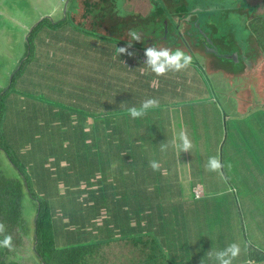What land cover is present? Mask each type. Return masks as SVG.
<instances>
[{
  "label": "trees",
  "instance_id": "obj_1",
  "mask_svg": "<svg viewBox=\"0 0 264 264\" xmlns=\"http://www.w3.org/2000/svg\"><path fill=\"white\" fill-rule=\"evenodd\" d=\"M223 1L148 0L150 8L146 14L134 13L132 10L124 8H121L124 13L120 14L116 0H68V4L66 1V11L59 21L66 24L65 32L69 31L72 34L71 42L69 40L67 42L85 44V55L89 59H98L97 62H94V66L106 61L110 68L114 61L120 60L126 64H134L132 68L138 74L137 83L143 86L139 89L140 100L136 103V107L140 108L147 99L159 100L160 93H156L160 92L159 87L154 85V81L159 83V80L164 79V76L157 77L152 73L146 63L135 64L137 57L144 55V49L149 46L157 49L166 47L172 51L180 49L190 56L198 53L202 61L192 62L196 68L204 65L209 70L211 65H216L217 67L211 71H218L226 76L228 74H225V68H228L229 64H234V67L237 66L238 69L232 73V77L240 78L242 75L243 78L264 81V12L257 13L239 0H233L229 4H225ZM231 11L238 14V18L242 19L240 22L247 31L248 25L254 27L248 32L249 37L244 48L238 45L239 38L235 36L234 31L227 27L232 22L228 17V13ZM201 19L206 20L203 36L198 35L199 29H201L199 27ZM45 20L50 21L48 17H43L31 28L27 37L28 42L37 26ZM50 24L53 25V23ZM194 26L197 28L193 29ZM133 29L140 35V42L132 40L128 35L129 30ZM204 33L208 38L204 37ZM63 38V36H59L55 42H61ZM198 41L200 42L198 43ZM208 41H212L213 47L219 48L218 51L216 49L211 51V48L206 45ZM128 44L131 45L129 51L134 55L131 57L126 54L120 56L116 52V48L126 47ZM91 49L96 52H90ZM195 49L198 52H195ZM231 53H235L237 56L229 57ZM217 54H222L223 58L217 57ZM208 58L212 59L203 61ZM24 64L25 61L20 59L19 68L17 67L18 69L16 68L17 70L13 72L11 80L21 74ZM140 67H143L141 72ZM62 69L67 70L63 66ZM108 74L110 72H107V76L110 77ZM174 75H176L174 72L165 75L169 76L167 82H170L172 86L175 83L173 84L171 76ZM93 78L97 85L92 88L89 86L85 90L84 93L88 94V98L79 88L75 98L65 104L60 103V99L56 100L54 97L53 103L46 102L40 109L37 107V103L33 102L31 107L36 106L37 109H33L32 113H28L26 108L20 107L19 101L13 94L15 90L10 89L11 85L8 89L0 92V96H6L17 107L11 117L8 113L6 121L9 123V119H11L20 124L19 133L25 134V138L31 136L35 147L33 155L23 157L21 160L23 163L31 164L29 166L30 180L27 171L22 168L23 165L12 161L11 152L5 149L11 163L19 171L21 179L7 177L0 172V224H3L5 228L4 232L0 233V241L6 235L11 236L12 240L10 247L0 246V264H19L15 261L18 258L14 257V251L22 245L21 239L28 231L32 232L33 251L40 264H96L92 255L103 241L114 238L113 233L118 228L119 222L122 228L121 237L131 236L129 239L134 243L140 242V237L151 239V242L148 243L140 242L143 246V255L136 264H139L141 259L143 260L141 264H193L190 260L184 263L185 257H182L186 249L191 248L188 245L191 238L186 237V234L174 233L172 225L170 226L171 222L161 218L167 237L166 241L161 237L159 239L151 231L149 223L153 220V211L161 215L160 211L152 204L138 201L137 199L141 196L139 193L135 197V202L128 200L130 191L135 189L134 182H141L143 178H138L132 172L135 163L129 160V155L125 154L121 157L117 151L112 149L113 118L120 113L116 112L113 95L108 98L100 97L102 93L108 96L112 93V81L111 83L107 81V77L101 81H98L97 77ZM262 84L259 85V92L264 94ZM246 91L249 95L244 100L246 104H249L253 99L254 92L250 93L247 89ZM60 93L73 97L72 92L65 89ZM154 93L156 94L154 95ZM90 94L96 95L97 98L89 99ZM99 99L104 101L105 110L95 107L94 102L99 103ZM108 99H110L109 104ZM3 116L4 111L0 103V141ZM88 116L92 117L93 121L90 124H85L84 121ZM99 124L103 127L99 132L108 139V147L111 149H103V145L98 143L96 133ZM85 125L89 127L90 148L99 149L100 153L82 155V150L78 145L80 143L87 144L85 139L81 138V135L85 133L82 132ZM109 126L111 127L110 132L107 131ZM39 130L42 138L36 139ZM44 133L46 135L53 134V138L44 140ZM70 133H73L74 137L68 138ZM51 146H53V154L44 152ZM0 148H2L1 145ZM77 154L83 156L82 164L76 161ZM47 155L53 157V162L49 166L45 165L49 161ZM220 162L222 164V161ZM75 163L80 164L84 170L88 169L87 174H82V176H87V178H82H85L88 183L85 185L80 182L81 187L72 178V168L76 167ZM50 165H53V168ZM57 167L59 170L56 169ZM49 175H53V177L51 176L53 179V203L47 198L49 196L47 181L43 180L39 185L36 184L41 176ZM33 182H35L34 185ZM82 185L85 186L82 187ZM243 190L244 194L247 193V190L249 193L262 192L261 187L243 188ZM24 192L37 202L35 208L37 214L34 215L32 225H29L27 220H22L23 225L20 223L21 208L19 203L22 201ZM81 193L83 197L78 202ZM41 194L47 198L49 204L42 199ZM116 197L117 200H115ZM121 197H123L122 201ZM130 221H132V225H128ZM69 227L72 229L68 230ZM203 246L198 244L196 248L199 250ZM256 255V251L252 252L250 260L255 261Z\"/></svg>",
  "mask_w": 264,
  "mask_h": 264
},
{
  "label": "crops",
  "instance_id": "obj_2",
  "mask_svg": "<svg viewBox=\"0 0 264 264\" xmlns=\"http://www.w3.org/2000/svg\"><path fill=\"white\" fill-rule=\"evenodd\" d=\"M241 26L242 28L234 22L227 25L228 28L234 31L235 36L239 38L238 40L242 41L243 36H246L247 40L249 31L245 29L243 24H241ZM238 32H245V34L239 36L237 34ZM238 45L241 48L245 47V45L241 46L239 42ZM81 52L76 53L71 51L64 56L61 55L60 58H67V55L78 57L82 55ZM216 56L223 58L222 54H217ZM231 56L234 55L231 53L229 57ZM54 57L55 53L53 52V58ZM82 57L84 56L82 55ZM142 58L145 60V55L138 56L135 64L141 65L146 63ZM192 59H195V57H192ZM210 59L212 58L204 59L203 61H209ZM50 64L51 62L48 66H50ZM56 65L57 63H53V72L59 73L67 71L63 70L62 66H60L59 69L54 68ZM133 65L134 64L123 63V61L120 60L114 61L112 67L108 68V62L104 61L95 66L92 69V73L90 66L87 65L82 68H77L74 72L75 74L73 73L72 75H68V71L65 74L52 75L51 77L56 84H54V87L52 81H50V84L55 91L60 92H64L63 89H65L73 93L81 89V91L83 90V95H86L88 98V94L84 93L85 90L89 86L92 88L97 85L93 77L99 78L98 81H101L104 77H107V81L110 83L112 81V93L109 96L105 93L100 95L101 98H108L113 95V104L115 105L116 112L120 113L113 118L114 125L112 126V134L114 140L111 143L112 149L117 151L121 157L125 156V154L129 155V160L135 163L132 172H134V175L138 178H143L141 182H134L135 189L134 191H130L128 200L130 202H135V197L139 193L141 196L137 199L138 201H145L152 204L154 208L160 211L161 215L152 210L154 212L152 216L154 217L149 223L151 231L156 237H159V239L161 237L166 241L167 237V232L163 228L165 225H162L161 218L164 221L171 222L170 226L172 225L174 233L186 234V237L191 238L190 243L192 245L200 241L199 237L201 235L206 234L208 237L209 243L205 242V246H203L202 241L198 243L200 246H203L202 249H191L190 252L182 255L183 258L185 257L184 263L190 260L193 264H217L214 257L208 256V252L211 251L215 253L216 251L223 250L232 243H237L241 247V253L240 256L233 261V264H248V262L251 261L250 257L254 251L257 252L254 261L255 264H264V198H262V203H251L249 200L251 193L247 190V193L244 194L243 190V188L248 189L256 187V184H259L261 189H263L264 148L259 152H247V158L250 161L243 164L241 178H237L240 189V194H237L235 190L237 188L232 186L230 182L231 179L223 172V165L220 170L221 174L208 171L206 168L210 157H218L223 164L224 144L221 137L222 123H224L225 118L222 116V109L217 103V99H211V102H203L207 99H187L184 93L180 96L181 90H185V86L187 85L180 82V79L188 83L187 81H189L191 72L194 73L192 63L187 70L175 73L176 75L171 76L173 84L175 83L173 86L170 82H167V80L169 81V76H164V79H161L162 82L159 80V83L154 81L156 80L154 78V85H158L160 91L156 92L160 93V98L158 100L159 105L149 108L143 117L137 119H133L128 112L129 108L136 107V103L140 100L139 89L143 87L141 84L137 83L138 74L132 68ZM71 66L73 67L72 64ZM216 67V65H211L209 68L210 77H213L216 83L217 79L220 78L221 82L224 80L225 84L240 83L242 84V88L247 89L250 93L254 92V100L252 99L249 104H246L244 100L245 104H243V107L250 105L259 108L264 107V94L263 92H259V85L261 83H263L262 86L264 87L263 80L255 81L253 79L243 78L242 75L240 78L232 77V73L238 69L237 66L234 67V64H229L228 68H225V74H228L226 76H223V74L218 71H211ZM142 70L143 67H140V72ZM107 72H110V74H108L110 77L107 76ZM57 88H61L62 90H57ZM100 91L102 92L101 89ZM156 93H154V95ZM61 94L64 98L63 101L60 102L62 104L71 102L76 95L72 97L67 94L65 96L64 93ZM54 97L53 95V98ZM55 98L56 100L58 99L57 97ZM182 99L186 101H181ZM99 101V103L96 101L94 102L95 107L105 110V106H103L104 101L101 99H99ZM107 101L109 104L110 99ZM254 101L259 102L254 103ZM44 104H46V101ZM42 106L37 107L41 109ZM259 111L261 114V110ZM214 114L215 116L211 119ZM248 116L250 118L253 117V113H248ZM254 120V117L251 118L250 124H252ZM92 121L93 118L88 116L84 122L85 124H90ZM262 121L264 122V119ZM253 124L257 125L259 123L254 121ZM88 129L89 127L85 125L82 130V132L86 134L83 133L81 138H84L85 142H87V144H83V146H87L89 154L94 152L100 153L99 149L90 148V132ZM102 129L103 127L99 124L96 133L98 143L103 145V149H111L108 147V139L99 132ZM110 130L111 127L109 126L107 131L110 132ZM180 130H186L192 142L193 146L190 151L183 153L182 151H177L173 147H168L166 150L162 151L161 144L171 142ZM249 130L254 132L255 128L251 126ZM43 137L44 140L53 138V134L46 135L44 133ZM72 137H74V135L70 133L68 138ZM44 152L53 154V146L44 150ZM225 154L227 159L231 162V171H234V154H232L230 146H227ZM82 155L87 154L82 151ZM49 161L50 163L53 162L52 156L49 157ZM150 161H157L160 164V169L153 171L150 167ZM50 166L53 168V165ZM56 169L59 170L58 167ZM60 185L62 184L60 183ZM195 185H199L202 190V194L198 197H196L192 191ZM261 193V195L264 196V190H262ZM243 196H245V198ZM115 200H117V197ZM122 200L123 197H121V201ZM242 201H244L245 209L242 208ZM128 225H132V221H130ZM120 228L121 223L119 222L118 228H116L113 233L114 238L109 241L105 240L98 245L92 255L94 260L98 257H102L104 250L112 249L115 258L111 264H118L122 261H125L126 264H136L137 261L131 258L138 255L129 256L128 254H133L131 250H129L131 246L133 249H136L137 254L140 253L139 256L142 257L143 246L141 243L151 242V239L140 237L139 240L141 243H134L129 239L131 236L121 237L122 228ZM206 231L208 233H206ZM114 247L116 249H114ZM121 248L125 249L127 252H123L121 255Z\"/></svg>",
  "mask_w": 264,
  "mask_h": 264
},
{
  "label": "rangeland",
  "instance_id": "obj_3",
  "mask_svg": "<svg viewBox=\"0 0 264 264\" xmlns=\"http://www.w3.org/2000/svg\"><path fill=\"white\" fill-rule=\"evenodd\" d=\"M68 0H0V92L4 89H8L11 85L10 89H14V95L20 103V107L26 108L28 113L34 112L33 109H37L36 106L33 108L31 104L33 102L37 103V106L44 105V102L53 103V95L63 101V97L60 92L55 91L50 81L53 82V87L55 81L51 77L56 76L57 74H65L67 71H62L59 73L53 72V63H57L54 68H58L63 66L67 68L68 75H72L77 68H82L87 65L90 66L91 70L95 67L93 64L97 62L98 59H89L85 55V44H72L71 37L72 34L64 28L66 24L60 22V17L64 15ZM233 0H224L223 3L229 4ZM244 2L247 7H250L251 10L260 13L264 12V0H239ZM117 7L120 10V14L124 13L121 8L132 10L134 13H142L146 14L150 8L148 0H116ZM238 5V3H237ZM250 13V12H248ZM252 14V13H250ZM43 17H48L50 21L45 20L42 21L41 24L37 26L34 30L33 34L29 37V42L27 41L28 34L31 28L35 25L38 20H41ZM228 17L232 20V22L237 23L239 27L241 26V20L238 18V14L234 11L228 13ZM241 18V17H240ZM201 24L199 22L198 35L203 36V29L206 28V20L201 19ZM241 21V22H240ZM40 22V21H39ZM38 23V22H37ZM50 23H53L50 24ZM61 25H57V24ZM53 26V27H52ZM61 26V27H58ZM197 27H193L196 29ZM240 28V30H241ZM248 31L253 30L254 27L248 25ZM65 32V33H64ZM239 36L245 34V32H238ZM90 35V34H89ZM63 36V41L55 42L57 37ZM91 37V35H90ZM204 37L208 38L206 33H204ZM204 37H201L204 39ZM69 40L70 42H67ZM200 41H198L199 43ZM241 46L245 45L246 36H243L242 41L238 40ZM98 43V42H96ZM112 43V42H111ZM206 45L209 48L216 49L218 51V47H213L212 41L206 42ZM81 52L82 55L78 57H74V55L69 56L67 58H60V56H64L69 52ZM90 52H96L94 50H89ZM53 52L55 53V57L53 58ZM195 52L198 50L195 49ZM234 54V53H233ZM96 56V55H94ZM99 56V55H97ZM191 57H195L192 59V62H201L202 60L199 58V54L195 53V55H191ZM20 59L25 61L23 65V69L21 74L15 76L11 80V76L13 72H15L19 67ZM51 62L50 66L49 63ZM73 65V67L71 66ZM20 66V65H19ZM18 67V68H17ZM17 68V69H16ZM192 68L194 73L191 72V76L189 77L188 83H185L183 79H180V82L187 84L185 90H181L180 96L184 93L187 99L192 98H200L207 99L203 102H211V99H217V103L221 106L222 116H224L225 121L222 123V142H223V167L224 171L229 179H231L232 186H235L237 194H240L239 184L237 178H241L242 175V166L244 163L249 162L247 158V152H259L264 148V107L259 108L253 105L243 107L244 99L247 98L249 93L245 88H241L240 83H231L230 85L225 84L224 80L221 82L220 78L217 79V83L215 82L213 77H210L209 70L203 65L195 68L194 64H192ZM70 72V73H69ZM99 74V73H97ZM59 87V86H57ZM61 88H57V90ZM64 90V89H63ZM78 92H73L74 96ZM11 95V94H10ZM2 97V98H1ZM97 96L94 94H90L89 99H96ZM181 101H186L182 99ZM188 102V101H187ZM259 101H254V103ZM262 102V101H261ZM260 102V103H261ZM0 103L2 109L4 111L3 123H2V135L0 145V172L3 173L7 177H17V179H21L19 176V171L17 168L11 163L7 154L5 153V149H8L11 152L12 161H14L18 165H23L25 171L28 173V177L30 180V163H23L21 160L23 157H30L35 152L34 140L31 136L25 138V134L19 133L18 127L20 124L9 119V123L6 121V116L8 113L11 117L12 112L17 108L13 105V103L6 98V96H0ZM199 103V102H198ZM5 109V110H4ZM261 110V114L260 111ZM248 111V112H247ZM255 112V113H254ZM23 113L25 111L23 110ZM225 113V114H224ZM248 113H253L254 121H257L259 124L254 125L253 122L250 124V120L253 117H249ZM215 116V114L211 117V119ZM28 125V121H27ZM253 126L255 128L254 132H251L249 128ZM255 134V135H254ZM42 138V134L39 130L37 132L36 139ZM227 146H230V150L232 154H234V171H231V162L227 159L225 154ZM78 147L86 154H88L87 146H83V143H80ZM49 156L47 155V159ZM83 156H76V161L82 164ZM49 160V159H48ZM50 164V161L46 163V166ZM53 164V163H52ZM76 167L72 168V178L76 183L81 182V184H87L86 179L82 177V174H87L88 169L84 170L80 164L75 163ZM42 175V174H41ZM53 175L49 176H41L36 184L39 185L41 181L46 180L49 185L48 191V199L53 203V179L51 178ZM33 181L34 179L31 178ZM35 182H33L34 185ZM80 184V187H81ZM85 185H82L84 187ZM256 188L261 187L259 184H256ZM33 189V188H32ZM264 190V186L263 189ZM262 193H251L249 200L251 203L259 204L262 203V198L264 196ZM22 201L19 203L21 208V221L20 223L23 225L22 220H27L29 225H32V221L34 219L35 208H36V200H34L30 195L26 192L23 193ZM41 197L42 194H41ZM82 193L78 198V202L82 200ZM245 198V196H243ZM46 197H43L46 202ZM49 204V202H48ZM53 205V204H52ZM242 208L245 209L244 201H242ZM72 211V207L70 208ZM69 212V209L67 213ZM62 214L63 212H58ZM221 221V220H219ZM218 221V222H219ZM19 229H21L19 227ZM72 228H68L71 230ZM206 233H208L206 231ZM199 240L202 241L205 246V242H208L207 235H201ZM22 245L15 249L14 254L15 260L19 264H40L37 259V255H34L33 251V241H32V232L28 231L24 237L21 239ZM200 241H197V244L192 245L191 248H187L185 253L191 251V249H196V246ZM209 243V242H208ZM114 249H116L114 247ZM131 253H128L129 256H136L131 258L132 260H138L141 258L139 256L140 253L137 254V250L133 249L131 246L129 248ZM125 251V249L121 248V255ZM115 254L112 249L104 250L102 253V257L96 258V264H111L114 260ZM126 264L125 261L119 262L118 264ZM143 260H139V264H141Z\"/></svg>",
  "mask_w": 264,
  "mask_h": 264
},
{
  "label": "clouds",
  "instance_id": "obj_4",
  "mask_svg": "<svg viewBox=\"0 0 264 264\" xmlns=\"http://www.w3.org/2000/svg\"><path fill=\"white\" fill-rule=\"evenodd\" d=\"M128 35L132 40L136 42H140V35L136 30H129ZM131 45H127L126 47H117L116 52L121 55L133 56L134 53L129 51ZM144 55L146 57V65L154 73L157 77L165 76L169 72L178 73L184 70H187L191 63L192 57L185 53L180 49H176L172 51L170 48H160L157 49L153 46L146 47L144 49ZM159 105V101L156 99H147L145 100L140 108L131 107L128 109L129 115L133 119L141 118L146 114V111L149 108L157 107ZM192 142L189 139V136L186 130H180L172 139L171 142L165 144H161V150L164 151L168 147H173L177 151H182L183 153L189 152L192 148ZM150 167L153 171H157L160 169V164L157 161H150ZM206 168L208 171L220 173L222 168V164L218 157H210L208 159ZM199 186V185H195ZM200 193L198 196L202 194L201 187ZM193 191V188H192ZM193 194L195 195L194 191ZM196 196V195H195ZM196 196V197H198ZM5 230L4 225L0 224V233H3ZM12 243L11 236H5L2 241H0V246L10 247ZM241 247L237 243H232L223 250L216 251L215 253L209 251L208 256L214 257L217 261V264H233V261L240 256ZM248 264H255L254 261H249Z\"/></svg>",
  "mask_w": 264,
  "mask_h": 264
},
{
  "label": "built area",
  "instance_id": "obj_5",
  "mask_svg": "<svg viewBox=\"0 0 264 264\" xmlns=\"http://www.w3.org/2000/svg\"><path fill=\"white\" fill-rule=\"evenodd\" d=\"M142 60H143L144 62H146V59L144 60V59L142 58ZM193 191H194L195 195L198 196L199 193H200V188H199V186H194V187H193Z\"/></svg>",
  "mask_w": 264,
  "mask_h": 264
},
{
  "label": "water",
  "instance_id": "obj_6",
  "mask_svg": "<svg viewBox=\"0 0 264 264\" xmlns=\"http://www.w3.org/2000/svg\"><path fill=\"white\" fill-rule=\"evenodd\" d=\"M211 51H215V49L211 48ZM233 55L234 56H237L235 53ZM231 57H233V56H231Z\"/></svg>",
  "mask_w": 264,
  "mask_h": 264
}]
</instances>
